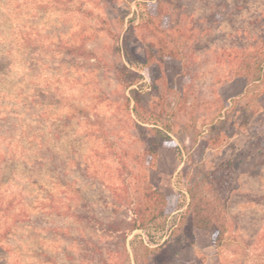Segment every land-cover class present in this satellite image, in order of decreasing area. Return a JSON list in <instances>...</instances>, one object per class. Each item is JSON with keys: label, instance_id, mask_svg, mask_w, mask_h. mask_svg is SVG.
<instances>
[{"label": "rangeland", "instance_id": "1", "mask_svg": "<svg viewBox=\"0 0 264 264\" xmlns=\"http://www.w3.org/2000/svg\"><path fill=\"white\" fill-rule=\"evenodd\" d=\"M128 31L141 57L180 53L129 63ZM243 61L264 65V0H0V264H264V84ZM131 88L170 127L152 165ZM148 186L169 212L131 230ZM191 193L218 196L221 247L186 230Z\"/></svg>", "mask_w": 264, "mask_h": 264}, {"label": "trees", "instance_id": "2", "mask_svg": "<svg viewBox=\"0 0 264 264\" xmlns=\"http://www.w3.org/2000/svg\"><path fill=\"white\" fill-rule=\"evenodd\" d=\"M234 1L236 4V10L238 11L243 10L244 6H246V4L249 2V0ZM180 28L181 26L177 27V30H180ZM129 31L125 36L122 45H118L117 47V50L119 52L123 51L125 53L127 61L129 63L133 64V61L130 58V56L133 54L136 56V60H140L143 64H148L150 62H153L154 60H158V56L167 55L173 57L179 55L178 53H180L178 51V47H169L168 45H165L157 50L153 49V47H149L147 50L148 54L146 55V57H141L142 55L138 53L137 47L132 46V41H130L129 39ZM71 51H75V48H72ZM243 62L244 63L242 65L239 64V66L236 67L234 71L235 75H239L248 79L249 83L256 87L260 86L262 83L264 84V65L263 63H261L262 61L258 62L255 65L248 61ZM113 69L117 74V78L121 80L126 87H131L136 84L137 77L130 70L129 65L125 62L114 64ZM256 96L257 98H255V102L254 104H252V115L261 113L264 108L262 105L264 90L260 91V93H257ZM127 99L128 101H134V110L135 112H137V116H139V119H141L142 122L139 124V127L145 131H148L146 133L147 135H144L146 138V148L144 149L143 156L147 164L152 165L154 164L153 161H155L158 156L159 149L163 145L173 142V138L170 135V127H166L165 125H159L157 123L158 118L155 117L156 115L148 114L149 112L146 113L147 115H141L139 109H142L143 95L140 88H131L130 96L127 97ZM150 120L153 122H150ZM248 121V116L244 115V119H241L240 122L247 123ZM146 123H151L152 126L147 127L144 125ZM245 152L246 151H241L239 156L245 155ZM235 160L236 159L234 157H230L226 160V163L228 165H233ZM143 197V202L140 203L136 208V212L139 217L135 219L133 224L129 225L131 230L137 228H144L147 221L152 222L153 220H157L159 217L165 216L169 212L168 197L164 193L148 186L144 189ZM191 197L193 201L187 211L188 223L186 226V230L192 237H194V228H204L211 230L213 245L217 248L221 247L228 239L229 227L227 223L223 220V212H221L220 207L217 205L218 196L214 197L215 199H211L202 193H191ZM114 223L115 224L110 223L108 230H111L113 232H119L121 230L120 225L128 222L125 221V219H122L120 221H115ZM173 233L174 229L172 231V234ZM172 234H170V236ZM168 244H172V240L166 239L164 243L158 246V248L162 249ZM145 248L146 250H151L148 245L145 246Z\"/></svg>", "mask_w": 264, "mask_h": 264}]
</instances>
